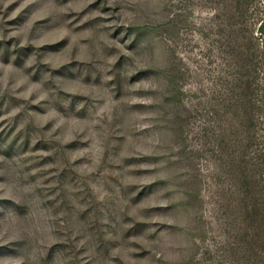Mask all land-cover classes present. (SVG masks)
Instances as JSON below:
<instances>
[{"label":"rangeland","instance_id":"rangeland-1","mask_svg":"<svg viewBox=\"0 0 264 264\" xmlns=\"http://www.w3.org/2000/svg\"><path fill=\"white\" fill-rule=\"evenodd\" d=\"M0 264H264V0H0Z\"/></svg>","mask_w":264,"mask_h":264},{"label":"trees","instance_id":"trees-1","mask_svg":"<svg viewBox=\"0 0 264 264\" xmlns=\"http://www.w3.org/2000/svg\"><path fill=\"white\" fill-rule=\"evenodd\" d=\"M247 88H249V87H247ZM246 90H248V89H246ZM250 210H252L253 214L258 217L257 212H259V210H260L259 205H255L253 208H250ZM259 217H262V215H260Z\"/></svg>","mask_w":264,"mask_h":264}]
</instances>
